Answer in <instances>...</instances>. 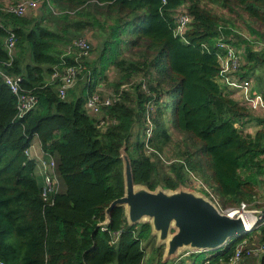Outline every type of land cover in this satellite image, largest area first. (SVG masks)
Returning a JSON list of instances; mask_svg holds the SVG:
<instances>
[{
  "label": "trees",
  "instance_id": "trees-1",
  "mask_svg": "<svg viewBox=\"0 0 264 264\" xmlns=\"http://www.w3.org/2000/svg\"><path fill=\"white\" fill-rule=\"evenodd\" d=\"M38 1L39 8L26 16H1L0 61L10 59L5 45L10 30L17 45L13 63L0 67L22 75L23 86L39 98L36 108L18 117L17 96L0 73L1 259L7 264H144L142 244L150 223L138 232L125 207L116 206L108 229L101 228L109 205L125 194L123 149L136 184L176 190L192 183L194 175L208 188V182L213 184L210 190L221 208L242 202L263 206L257 200L264 184V114L235 100L217 81L218 53H223L217 42L222 30L228 42L244 49L241 77L255 76L264 67V47H255L264 43V0ZM184 4L192 21L181 38L174 28ZM89 31L98 42L91 39L92 49L95 44L100 53L90 68L89 61L83 62L84 93L73 100L61 98L59 81L46 76L64 59L66 65L75 64L74 55L64 56L63 48ZM103 81L120 95L103 108L102 116L109 120L105 128L85 108ZM172 97L170 121L165 117ZM149 99L156 106L150 140L156 152L150 154L143 138ZM253 121L262 125L255 135L238 126ZM171 130L182 140H173ZM35 136L45 152L57 156L66 187L49 201L35 175L36 161L26 154ZM171 143L176 146L169 147L173 158L165 155ZM260 230L264 235V227ZM255 232L232 238L204 263L227 264Z\"/></svg>",
  "mask_w": 264,
  "mask_h": 264
},
{
  "label": "built area",
  "instance_id": "built-area-1",
  "mask_svg": "<svg viewBox=\"0 0 264 264\" xmlns=\"http://www.w3.org/2000/svg\"><path fill=\"white\" fill-rule=\"evenodd\" d=\"M166 2V0H163ZM41 2L38 0H19L16 2H5L0 5V27L2 24V13H10L17 16H26L32 12H35ZM192 21V15L188 11L187 4H184L178 8L174 33L176 36L185 38L189 24ZM222 29V28H220ZM6 49L10 59L0 64L10 66L13 63V58L16 54L17 35L14 31H9V37L6 40ZM217 46L223 50V53H218L219 60L221 62V70L217 76V81L224 89L228 92L231 97L240 103L246 104L253 109H256L264 114V88L263 90H256V80L253 77H241V71L245 64L244 49L238 48L234 44L227 41V37L221 30L220 37L217 42ZM256 49L261 50L264 47V43L256 42ZM92 49L91 38L88 33H84L73 40V43L68 47L65 55H74L75 64L66 65L65 59L62 61L61 67H56L52 78L54 81H59L58 93L61 98H66L69 90L73 88L79 81L82 73H85V67L83 65V58L90 56ZM76 53V54H75ZM0 73L4 77L6 84L11 88L13 93L18 99V117H23L27 112L36 108L39 102L38 95L34 91L27 89L23 86L24 77L20 74L6 73L0 67ZM131 84H124L122 89H128ZM146 89V84H143ZM255 89V90H254ZM100 91V90H99ZM95 91L88 96L85 103L87 112L93 116H99V126L105 128L108 125L109 120L104 119L102 111L104 107L110 106L120 100V95L115 93L104 94L102 92ZM153 99L146 101V112H145V127H144V141L146 145L147 153L156 152L151 146L150 140L154 135L156 115V106ZM32 144L26 149L28 157H32ZM35 160V159H34ZM39 165L42 168L44 175V186H43V197L46 201L51 200L52 196L58 192L56 169L57 163L51 158L45 160L38 158ZM193 180L196 185L203 188L207 197L211 195V200L218 206V208L225 214L230 216H241L244 221H250L251 227L247 229V232L252 230H258L259 227H264V210L251 209L249 203L242 202L239 207H228L221 208L218 204L216 197L213 192L206 186V184L199 178L193 175ZM249 214H254L252 219L249 218ZM258 214V215H256ZM102 230L106 231L107 223L104 221L101 223ZM260 230V229H259ZM246 232V233H247ZM120 232L113 233V242L115 243L118 239ZM238 237V236H237ZM251 249L244 245V242L239 244L229 258L227 264H239L242 258L251 253ZM261 253V254H260ZM254 254L264 255V241L254 251ZM207 263H209L207 261ZM0 264H7L6 261L0 258Z\"/></svg>",
  "mask_w": 264,
  "mask_h": 264
},
{
  "label": "water",
  "instance_id": "water-1",
  "mask_svg": "<svg viewBox=\"0 0 264 264\" xmlns=\"http://www.w3.org/2000/svg\"><path fill=\"white\" fill-rule=\"evenodd\" d=\"M122 150L125 170V194L115 199L106 210V223L116 206H124L130 224L150 219L153 233L168 241L166 258H173L180 249L216 251L232 238L247 232L241 216L223 213L205 193L179 188L151 190L134 181L132 165Z\"/></svg>",
  "mask_w": 264,
  "mask_h": 264
},
{
  "label": "rangeland",
  "instance_id": "rangeland-1",
  "mask_svg": "<svg viewBox=\"0 0 264 264\" xmlns=\"http://www.w3.org/2000/svg\"><path fill=\"white\" fill-rule=\"evenodd\" d=\"M90 32V31H89ZM93 34V33H92ZM93 41V38H92ZM95 43V41H94ZM98 42L96 41V44ZM70 44V43H69ZM69 44H67L68 46L63 48V51H67L66 49H68V47L70 46ZM95 46V47H94ZM93 49L90 53V56H88L87 58H83L81 60L83 61H89V68L90 66L93 64V61L95 59H97V57L99 56L100 50H99V46H96L95 44L93 45ZM76 54V53H75ZM64 56H66L64 54ZM63 56V57H64ZM57 66H55L54 68H56ZM92 68V67H91ZM87 69V68H86ZM89 70V69H87ZM92 70V69H91ZM114 70V69H113ZM110 76H114V72L111 70V72H109ZM52 77V75H51ZM257 83V87H263L264 88V67H260L259 69H257V74L255 76H252ZM49 78V76H48ZM48 80V79H47ZM86 80V75L85 73H82V76L80 77L78 83L69 90L68 94H67V99L69 100H73L75 99L81 92L82 94L84 93L83 87H84V81ZM51 81V80H49ZM108 86V87H107ZM107 90H111L109 89V85H107ZM104 94H108V92H103ZM112 91V90H111ZM110 93V92H109ZM169 102V108H168V112H167V116L165 117V119L172 121L173 117H174V102H175V98H169L168 99ZM260 114H262L261 112H259ZM263 115V114H262ZM99 117V116H96ZM250 123H255L256 126H258V122L257 121H253ZM249 124V123H248ZM241 130H243L244 133H247V124L240 126L238 125ZM250 128V127H249ZM172 131V139L175 141H181L183 138V135L177 133L174 130ZM144 138V137H143ZM174 146V144H170L169 146L166 147V153L165 155L169 158H173L174 155H172V152L169 150V147ZM124 150V149H123ZM125 152V151H124ZM193 180V179H191ZM41 184V183H40ZM208 186L210 188H213V184L208 182ZM179 188H185L187 190H192L196 193H204L199 186L196 185V182L193 180L192 183L186 184V185H181ZM178 188V189H179ZM209 188V189H210ZM264 187L261 186L259 190V194L261 196V199L263 201L264 199ZM211 198V195L209 194V196ZM264 203V202H263ZM249 207L251 209H259L254 207L252 204H249ZM259 210H264V205L259 209ZM254 214H249V218L252 219ZM258 215V214H256ZM247 221V219H246ZM151 220L148 218L143 219L142 221H140L138 223V228L137 231L139 232V230L143 229L142 225L144 223H150L151 224ZM263 227H259L257 232L253 233L251 237L247 238L244 242V245L248 248L251 249V253L249 255H246L242 258L241 262H239V264H259L258 260L260 261L263 255H256L254 254V251L260 246V244L262 243V240L259 241L258 240L264 237V235L261 233H258L259 229H262ZM144 250H145V258H144V264H187L185 260L190 259V260H195V264H207V262L204 263V259H206L207 257H211L212 255H214V251H210V250H206V251H193L191 249H180L176 255L173 257L175 259V261L173 260V258L169 259L166 258V251H167V247H168V241H161L159 239V234L156 232L155 234L153 233V230L148 231V229H145L144 232V238H143V244H142ZM160 247H162L163 251V258L161 261V253H162V249L160 250ZM200 252H203L200 255H196L199 254ZM261 254V253H260ZM170 260V261H169ZM168 261V262H165Z\"/></svg>",
  "mask_w": 264,
  "mask_h": 264
},
{
  "label": "crops",
  "instance_id": "crops-1",
  "mask_svg": "<svg viewBox=\"0 0 264 264\" xmlns=\"http://www.w3.org/2000/svg\"><path fill=\"white\" fill-rule=\"evenodd\" d=\"M5 1V0H4ZM9 1V0H8ZM8 1H5V2H8ZM4 2V3H5ZM89 33V35H90V37H91V39L93 38V41H95V39H94V37H93V34H92V32H88ZM96 44V43H95ZM67 50V49H66ZM46 78L48 79V81L49 80H52L53 78L52 77H47L46 76ZM110 80H113V77H111L110 78ZM108 84L106 83V82H101V83H99V89L100 90H103V92H110V93H112V88H109V89H111V90H107V86ZM107 86V87H106ZM255 89L256 90H263V87L261 88V87H257V84H256V87H255ZM254 89V90H255ZM250 127V128H249ZM262 127V125H259L258 124V126H256V124L255 123H249V124H247V133H249V134H252V135H255V133L257 132V130H259L260 128ZM243 131V130H242ZM32 148H31V151H32V157L35 159V161H36V169H35V175H36V177H37V180H38V182H39V184L43 187L44 186V175H43V172H42V168H41V166L39 165V162H38V158H41V159H45V160H50L51 158H53L55 161H56V163L58 164V162H57V156H55V155H52V154H49V153H47V152H45L43 149H42V146H41V143H40V140H39V138L37 137V136H35L34 138H33V140H32ZM56 176H57V184H58V192H63V191H65V189H66V187H65V184H64V182H63V180H62V178L60 177V174L58 173V168L56 169ZM263 187H264V184H263ZM264 189V188H263ZM260 191H261V189H260ZM257 202L258 203H262L263 205H264V199H263V201H262V199H261V196H259V198H258V200H257ZM258 233H261V230H259L258 231ZM262 239L260 238L259 240H258V243H259V241H261ZM173 260L175 261V259L173 258ZM170 261V260H169ZM186 261V263L187 264H192V263H194L195 262V260L193 259V260H190V259H187V260H185ZM241 262V261H240ZM258 262H259V264H260V261L258 260Z\"/></svg>",
  "mask_w": 264,
  "mask_h": 264
},
{
  "label": "bare ground",
  "instance_id": "bare-ground-1",
  "mask_svg": "<svg viewBox=\"0 0 264 264\" xmlns=\"http://www.w3.org/2000/svg\"><path fill=\"white\" fill-rule=\"evenodd\" d=\"M245 225H246V228L249 229L251 227V222L250 221H246Z\"/></svg>",
  "mask_w": 264,
  "mask_h": 264
}]
</instances>
